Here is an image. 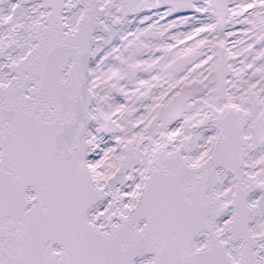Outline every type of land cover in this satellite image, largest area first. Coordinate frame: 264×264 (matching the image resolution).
Wrapping results in <instances>:
<instances>
[{"label": "snow or ice", "instance_id": "snow-or-ice-1", "mask_svg": "<svg viewBox=\"0 0 264 264\" xmlns=\"http://www.w3.org/2000/svg\"><path fill=\"white\" fill-rule=\"evenodd\" d=\"M0 264H264V0H0Z\"/></svg>", "mask_w": 264, "mask_h": 264}]
</instances>
